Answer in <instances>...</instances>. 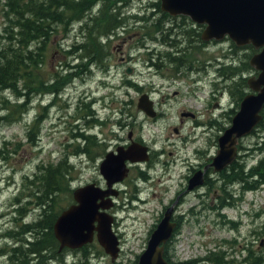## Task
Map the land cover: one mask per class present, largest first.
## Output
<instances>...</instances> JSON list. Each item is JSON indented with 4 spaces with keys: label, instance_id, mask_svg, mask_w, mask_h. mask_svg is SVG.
Returning a JSON list of instances; mask_svg holds the SVG:
<instances>
[{
    "label": "rangeland",
    "instance_id": "1",
    "mask_svg": "<svg viewBox=\"0 0 264 264\" xmlns=\"http://www.w3.org/2000/svg\"><path fill=\"white\" fill-rule=\"evenodd\" d=\"M154 1L130 0V4L123 8V14L147 15L151 10L148 3ZM7 16L4 10H0V33H3V28L7 26ZM78 26L79 24L75 22L69 25L67 33L63 34L58 30L51 34L46 51V64L50 71L54 68L61 69L60 63L64 61L68 65L76 63L77 57L73 58L72 54L67 55L66 50L71 44L82 41L81 36L78 35V33L82 35L77 31ZM121 26L115 35L108 37L106 57L110 65L109 69L101 73L102 71L95 68L97 65H90L88 70L92 71L91 73L80 74L81 78L76 75L57 96L34 94L29 110L23 115L24 120L20 119L6 126H0V246H11L16 243L15 239L6 238L4 231L16 228L17 220L12 221L13 215L10 214L12 207L9 203L14 195L24 197L27 193L26 189L21 188L23 175L31 177L35 165L53 163L63 154H68V162L73 165L71 188L75 189L91 182L103 188L104 179L98 171V164L104 152L114 150L115 146L126 138L127 133L131 132L133 136H141L155 152L162 149V153L153 154L148 166L143 163L135 167L128 166L132 163H127L128 170L123 180L112 185L118 190L117 195L111 197L114 203L105 210L108 214L114 215L111 229L118 239V253L111 261L109 255L105 254L93 239L92 243H95L101 252L97 249L88 253L85 263L131 264L135 255L145 247L149 232L160 218L161 211L171 203L169 200L173 198L175 192L186 187L182 178L186 164H194L197 161L196 152H201L199 155L202 160L215 154L216 136H219L224 128L221 130L216 128L219 122L215 123L218 124L216 127L208 126L207 122L213 121L215 117H221L220 122L226 128L229 123L224 111L229 107L237 109L230 94L232 91L220 82V76L217 74L218 66L226 62L231 54L241 59L243 54L249 53L250 50L239 49L237 52H232L229 40L223 38L210 42L208 47L199 45L198 51L193 52L191 63H185L188 68H193L192 70L181 67L185 73H179L173 71L172 66L166 65L154 69L148 66L147 53L153 52L149 59L154 63L155 52L167 48L149 40L143 41V46L139 45L137 39H140L142 29L138 28L140 23L133 22L130 18H126L124 26ZM192 45L188 44L187 47ZM253 52L254 50L250 53ZM119 57L125 60L122 62ZM105 60L101 63L105 64ZM204 63L206 66L203 69ZM236 65L240 64L237 62ZM196 67H199V70ZM135 85L139 87L138 90L133 88ZM141 93L148 94L155 103L156 112L160 113L156 120L136 109L135 103ZM210 93L213 94L210 96ZM0 94L8 99L13 98V95L7 92ZM86 101H89L88 105L91 103L89 109L98 118L97 120L104 121L102 124L92 125L90 131L86 128V132H96L98 143L104 149L100 156L93 158L83 154H72L77 141L73 140L71 135L79 132L80 127H84L85 123L80 118L82 113L78 109L81 108V103ZM50 102L53 104L49 105ZM42 107H46L44 111ZM185 110L196 111L197 122L201 125H195L188 118L182 119L179 123V112ZM41 113L45 118L41 123L37 144L32 146L26 142L24 135L26 120ZM117 120L122 123L117 125ZM173 127H178L179 136L173 133ZM182 138L186 141L184 142ZM255 140L260 145L264 138L262 135L256 138L251 133L242 137L240 143L243 147L240 150L252 146ZM16 141L19 142L20 147L13 152L12 144ZM81 146L79 142V147ZM140 173L145 178L141 177ZM213 186H209V191H206V186V189L201 187L195 192L184 194L183 201L177 209L182 216L177 233L165 249L169 259L181 261L203 256L206 250L217 248L220 240L235 241L236 252L233 257L237 261L241 262L245 257L243 247H250L255 252L262 251L264 258V187L245 191L242 197L238 198L239 193L235 189L237 186H233L232 205H224L219 209L212 207L202 209L199 195L196 196V193L200 194L203 191L201 197L206 200L208 206L218 205L213 198L218 194L217 188ZM25 207L33 206L26 204ZM35 211L32 208L25 219L20 218L19 222L21 219L22 222L30 221L37 213ZM228 220L233 222L232 226L227 223ZM229 245L222 244L220 247L228 251ZM0 264H8L6 255H0ZM46 264L83 263L77 252L75 255L70 253L61 261L51 263L47 261Z\"/></svg>",
    "mask_w": 264,
    "mask_h": 264
},
{
    "label": "trees",
    "instance_id": "2",
    "mask_svg": "<svg viewBox=\"0 0 264 264\" xmlns=\"http://www.w3.org/2000/svg\"><path fill=\"white\" fill-rule=\"evenodd\" d=\"M129 1L0 0V10H4L8 15L7 26L3 28V33H0V93L7 92L13 95L12 99H8L0 94V124H9L23 119V115L29 110L34 94L45 96L51 93L57 96L76 75L81 77L80 74H88L90 72L89 65L103 62L108 52V37L115 35L121 25L124 26L126 18L140 23L138 28L142 31L140 39H137L139 45L150 39L149 41L160 42L159 44L168 47V50L155 52L156 62L154 63L149 59L152 52L148 53V60L154 69L166 65L172 66L175 72L185 73L179 66L181 63L193 60V52H197L200 47L198 43H203L200 39L203 26L191 22L186 16H170L161 11L159 0L148 3L151 10L147 15L137 13L124 15L123 8L130 4ZM75 22L79 24L77 31L81 32L82 35L79 33L78 35L81 36L82 41L79 40V43L71 45L72 49L66 51V54H72L73 58L76 56V63L68 65L64 61L60 63L61 69L54 68L50 71L46 64V51L51 34L58 30L65 34L68 32L69 25ZM188 44L193 45L187 47ZM229 45L232 52H237V49H240L230 40ZM180 47L184 48L179 51ZM247 47L250 52L254 50L251 45ZM170 48L176 52L179 51L178 55H174L175 52L172 53ZM250 52L243 54L240 61L234 55L227 58L226 62L220 63L217 69L219 79L225 78L227 86L225 84L224 86L232 91L230 94L234 98L235 108H238L247 88V78L241 77V71L245 75V72L253 70V66L249 63L252 55ZM237 62L240 65H236ZM184 67L188 68L189 66L185 65ZM133 88L139 89L136 85ZM52 104V102L49 103V105ZM44 108L46 107H42L43 111ZM88 108V102H83L81 108L78 109L82 113L80 118L85 122L86 128L99 123L94 114L90 115L92 112ZM10 110L12 111L10 112ZM236 110L230 107L225 111L228 123ZM42 116L45 117L43 113L37 114V116L35 114L31 120H26L30 123L29 127L27 126L25 129L24 135L26 142H30L32 146L36 145L39 139ZM260 119L251 132L256 138L261 135L264 138V107L260 110ZM89 123L92 124L88 125ZM215 123H217L216 120H213L207 122V125L216 127L218 124ZM216 128L221 130L224 125L219 122V126ZM71 138L77 141L72 152L73 155L83 154L88 158H93L103 153L104 149L98 143L95 134L75 132ZM79 142L82 144L81 147H79ZM261 143L264 144V140ZM261 143L258 145L255 140L249 148L244 147V150L241 151L245 155L242 157L238 155L231 163L216 173L218 179L214 183L205 180L206 191H209L208 188L211 185L217 188L218 194L214 199L218 200L217 203H221H218L219 208L233 204L234 198L232 199L230 194L234 190L233 186H237L235 189L239 194L258 189L261 186L264 187V145ZM12 146L13 152L20 147L17 141ZM68 158V154H63L53 163H39L35 165L31 177L27 175L21 177V188L26 189L27 193L24 197L23 195H14L9 203L13 208V211L10 212L13 215V221L18 218V223L16 222L15 229H6L8 232L6 230L4 232L6 238L15 239L16 243L11 246H0V255L7 256L8 264H46L47 261L50 263L61 261L70 253L75 255L77 252L79 259L85 264L88 253L97 251L98 246L92 242L77 249L68 247L59 249L58 242L52 233V224L56 216L73 202V188L70 187L73 165L68 162ZM141 177L144 178L142 174ZM26 204H32V208L36 209L37 213L31 217L30 221L22 222L21 219L19 222V218H24L32 209L25 207ZM227 223L232 226L233 222L228 220ZM176 232L177 230L172 233L170 239L163 246V257L170 264H264L262 251L255 252L250 247L243 248L245 257L241 262L235 260L233 257L236 252L234 240H220L217 248L206 250L203 256L171 261L165 249ZM222 244H230L229 250L221 248ZM98 251L101 252L99 249ZM136 257L137 255L131 264L136 263Z\"/></svg>",
    "mask_w": 264,
    "mask_h": 264
},
{
    "label": "water",
    "instance_id": "3",
    "mask_svg": "<svg viewBox=\"0 0 264 264\" xmlns=\"http://www.w3.org/2000/svg\"><path fill=\"white\" fill-rule=\"evenodd\" d=\"M159 9L170 16H186L191 22L202 25L200 38L204 41L228 38L237 46L250 44L258 49L249 59L258 74L247 81L248 87L256 93L242 97L228 126L216 138L215 154L203 170H196L188 178L186 189H190L202 183L207 167L217 172L231 163L236 155V140L249 134L260 119L264 103V0H159ZM152 104L146 93L137 97L136 108L148 117L154 116ZM147 159L146 146L134 141L125 147L116 146L103 155L98 171L104 179V187L91 182L73 189V202L53 221L52 233L59 249H77L95 239L110 260H114L119 250L118 239L111 229L112 217L105 211L112 204L110 196L117 194L112 185L125 177L127 163ZM170 212L171 206L149 232L135 264H170L163 257V245L175 226V222L169 220Z\"/></svg>",
    "mask_w": 264,
    "mask_h": 264
},
{
    "label": "flooded vegetation",
    "instance_id": "4",
    "mask_svg": "<svg viewBox=\"0 0 264 264\" xmlns=\"http://www.w3.org/2000/svg\"><path fill=\"white\" fill-rule=\"evenodd\" d=\"M198 25V24H197ZM191 33H193L192 32V30H191ZM192 39H194L193 37H191ZM201 39V38H200ZM202 40V39H201ZM200 40V41H201ZM203 41V43H198V44H200V45H202L203 47H208V45L210 44V42H213V41H211V40H208V41H204V40H202ZM248 45H250V44H244V45H241V46H238V47H240V49H248ZM164 46V45H163ZM186 46V45H185ZM165 48H167L166 50H168V47L167 46H164ZM243 47V48H242ZM184 47H180L179 48V51L180 50H182ZM253 49H254V52L253 53H255V52H257L258 51V49H255L254 47H253ZM170 50H171V52L172 53H174V55H178V52L179 51H174V49L172 48H170ZM239 50V48L237 49V51ZM66 51H68V49L66 50ZM252 53V54H253ZM153 54V52L152 53H150V55H152ZM252 56V55H251ZM232 57V55L231 56H228L227 58H231ZM108 59V58H107ZM119 59L123 62L124 60L122 59V57H119ZM149 61V60H148ZM239 61H240V59H239ZM238 61V62H239ZM105 62H106V60H105ZM223 63H225V62H223ZM93 65H97V66H95V68H97V70H99V71H102V69H109V64H108V62L107 63H105V64H102V63H100V64H93ZM100 66H102V67H100ZM148 66H151V64H150V61L148 62ZM185 66V63H181L180 64V66L179 67H184ZM206 66V63H204L203 64V66H202V68L204 69V67ZM152 67V66H151ZM199 67H196V69H198ZM91 69V68H90ZM101 69V70H100ZM126 69H128V67H126L125 68V70ZM201 69V68H200ZM199 70V69H198ZM197 71V70H196ZM105 71H102L101 73H104ZM257 74H258V71H257V69L256 68H254V66H253V70L251 71H249V72H245V75L244 74H242V71H241V77H246L247 78V80L246 81H248L250 78H255L256 76H257ZM225 78H221L220 79V82L223 84V86H224V84L227 86V84L225 83ZM244 91V90H243ZM247 93H256V92H253V90H251L249 87H248V85H247V88L245 89V92H244V94H243V96L245 95V94H247ZM211 94H213V93H210V96H211ZM148 95V94H147ZM242 96V97H243ZM148 97H149V95H148ZM150 98V97H149ZM151 99V98H150ZM242 99V98H241ZM152 100V99H151ZM152 110H153V112H154V116L153 117H150V118H152V120H156L157 118H158V116H159V114L160 113H157L156 112V109H155V103L152 101ZM217 105H219V104H217ZM220 106V105H219ZM135 107H136V103H135ZM264 107V106H263ZM137 109V108H136ZM142 112V111H141ZM225 112V111H224ZM143 113V112H142ZM90 115H92V113L90 114ZM197 117H198V115H197V112L196 111H193V110H185V111H180L179 112V118H178V121H179V123H181L182 122V119H184V118H188V119H190L191 120V122H194V124L195 125H197V126H199V125H201L200 123H198L197 122ZM218 117H215L213 120H216ZM221 123V122H220ZM223 125V124H222ZM208 128H210V127H208ZM225 128V127H224ZM253 130V129H252ZM252 130H251V132H252ZM172 131H173V133L176 135V136H179V131H178V127H173L172 128ZM250 132V133H251ZM248 135V134H247ZM246 136V135H245ZM141 136H133V135H131V132H129V133H127V136H126V138L125 139H123V140H121V144H118V145H116V146H123V147H125V146H127L130 142H132V141H134V142H138V143H141V144H143V145H145L146 146V149H147V155H148V159L146 160V161H144V162H135V163H132V164H130V165H128V166H131V165H134L135 167H138L140 164H143V163H145V166H148V161L150 160V158H151V156L153 155V154H156V155H158V154H161L162 153V149H159V150H157L156 152L153 150V149H151L148 145H147V142L144 140V139H142V138H140ZM242 137H244V136H242ZM241 137V138H242ZM241 138H239V139H237L236 140V143H235V150H236V155H235V157H234V159L239 155V156H244L245 155V153H243L240 149L243 147L242 146V144L240 143V141H241ZM167 140V139H166ZM182 140L185 142L186 141V139H184V138H182ZM174 145V144H173ZM115 146V147H116ZM175 146V145H174ZM237 148H238V150H237ZM115 149V148H114ZM110 151V150H109ZM241 151V152H240ZM239 152V153H238ZM199 153L200 152H196L195 154H196V160L197 161H195V163L194 164H191V163H187L186 164V170H185V173L183 174V176H182V178L184 179V181H185V186L187 185V183H188V178L196 171V170H198V169H200V170H203V168H204V165L205 164H207L209 161H210V159H211V156H207V157H205V158H203V160L201 159V155H199ZM245 162V161H244ZM212 170H211V167H207L205 170H204V172H203V175H202V177L205 179H207V180H210V178H211V176H210V173L212 174L213 173V175H214V173H215V175H216V173L217 172H219V171H217V172H211ZM123 180V179H122ZM121 180V181H122ZM184 186V187H185ZM204 187V186H203ZM205 188V187H204ZM198 189V188H197ZM197 189H195V190H193L194 192L197 190ZM117 190V189H116ZM117 193H118V190H117ZM185 193H187L186 191H184V188H182V189H180L179 191H177V192H175V194L173 195V198H171L170 200H169V202L171 201V203H173V202H175L174 203V215H172V219H173V221L175 222V226H174V228H173V231L176 229V230H178L177 228H178V226H179V224H180V218L182 217L181 216V213H179L178 212V207L180 206V204L182 203V201H183V198H184V194ZM117 195V194H116ZM202 196L203 195V193H196V196ZM111 197H115V196H110V199H111ZM241 198L242 197V194H239L238 195V198ZM112 202V204H111V206L113 205V201H111ZM110 206V207H111ZM163 211H161V213H162ZM159 220V219H158ZM175 230V231H176ZM173 231H172V233H173ZM169 240V239H168ZM167 242V241H166ZM165 242V243H166ZM164 243V244H165ZM164 246V245H163ZM243 259V258H242ZM242 259H241V261H242Z\"/></svg>",
    "mask_w": 264,
    "mask_h": 264
},
{
    "label": "bare ground",
    "instance_id": "5",
    "mask_svg": "<svg viewBox=\"0 0 264 264\" xmlns=\"http://www.w3.org/2000/svg\"><path fill=\"white\" fill-rule=\"evenodd\" d=\"M147 5V4H146ZM146 20V19H145ZM70 28V27H69ZM135 29V28H134ZM151 37V36H150ZM153 37V36H152ZM148 40H150V39H148ZM155 42V41H154ZM81 43V42H80ZM157 43V42H156ZM155 43V44H156ZM160 43V42H159ZM142 44V46L144 45V43H141ZM72 45V44H71ZM157 46V45H156ZM166 46V45H165ZM69 47V46H68ZM151 47V46H150ZM153 47V46H152ZM160 47H162V46H160ZM72 48L70 47L69 49H68V51L69 50H71ZM145 50V49H144ZM148 54V53H147ZM68 55V54H67ZM105 56V55H104ZM69 58V57H68ZM106 59V62L105 63H107L108 62V60H107V57L105 58ZM219 59V58H218ZM223 60V59H222ZM89 67H90V65L88 66V69H89ZM100 67H102V66H100ZM97 69V68H96ZM101 70V69H100ZM102 71H105V69H102ZM152 71V70H151ZM165 71V70H164ZM92 71H90L89 73H91ZM136 74V73H135ZM81 78V77H80ZM253 92H255V91H253ZM51 94V93H50ZM67 96V95H66ZM89 97V96H88ZM22 100V99H21ZM233 100V99H232ZM89 102V101H88ZM85 103H87V101L85 102ZM17 104V103H16ZM28 104V103H27ZM82 104H83V102H82ZM112 105V104H111ZM89 106H91V103H89ZM94 106V105H93ZM263 106H264V103H263V105H262V108H263ZM111 107V106H110ZM2 108V107H1ZM90 108V107H89ZM88 108V109H89ZM230 108V107H229ZM28 109V108H27ZM12 110H10V112H11ZM92 111V110H91ZM92 114H94V113H92ZM21 116V115H20ZM19 116V117H20ZM37 116V115H36ZM43 118H41V123H43L42 121H44V116H42ZM96 117V116H95ZM6 119V118H5ZM32 119V118H31ZM30 119V120H31ZM127 119V118H126ZM129 119V118H128ZM221 117H218L217 119H216V122H220L221 121ZM24 120V119H23ZM122 120V119H121ZM261 120V119H260ZM17 121H19V120H17ZM83 121V120H82ZM30 122H26V127L28 126L29 127V124ZM83 123H85L84 121H83ZM102 123H104V121H102V120H100L99 119V123L98 124H102ZM117 125H120V123H122L121 121L120 122H118V120H117ZM98 124H96V125H98ZM126 124V123H125ZM6 126V125H8L7 123H2V124H0V126ZM122 125V124H121ZM134 125V124H133ZM132 125V126H133ZM131 127V126H130ZM256 127V126H255ZM254 127V128H255ZM92 127H88L87 129L89 130V129H91ZM96 128V127H95ZM34 129V128H33ZM40 129H41V124H40V127H39V133H40ZM67 129V128H66ZM86 126H85V124H84V127H80V130H79V132H83V133H86ZM131 129V128H130ZM213 129V128H212ZM218 129V128H217ZM90 131V130H89ZM111 132V131H110ZM88 133H90V134H95L96 135V132H87V134ZM220 133V132H219ZM210 134H211V132H210ZM216 134V133H215ZM42 135V134H41ZM115 135V134H114ZM216 136V135H215ZM218 136V135H217ZM216 136V137H217ZM99 138V137H98ZM141 138V137H140ZM30 143V142H29ZM217 145V144H216ZM246 146V145H245ZM13 147V146H12ZM23 148V147H22ZM157 148V147H156ZM249 148V147H248ZM9 150V149H8ZM109 151V150H108ZM5 152H6V150H5ZM107 152V151H106ZM105 152V153H106ZM7 153V152H6ZM201 153V152H200ZM239 153V152H238ZM251 153H252V151H251ZM7 157V156H6ZM159 161V160H158ZM155 162V161H154ZM156 163V162H155ZM159 163V162H158ZM212 172V171H211ZM218 173V172H217ZM210 176H211V178H210V181L212 182H214L215 181V179H218V178H216V175H215V173H214V175H213V173L211 174L210 173ZM145 178V177H144ZM139 180V179H138ZM205 180H206V178L204 179L203 177H202V183L201 184H199V185H196V186H194V187H192V188H190V189H186V187H187V185H186V187L184 188V191H186V192H190V191H192L193 192V190H195V189H197V188H201V187H206L207 186V184L205 183ZM206 189V188H205ZM216 189V188H215ZM207 190V189H206ZM20 193V192H19ZM134 193V192H133ZM203 193H204V191H203ZM208 193V192H207ZM212 193V192H211ZM231 194V193H230ZM134 196V195H133ZM208 196V195H207ZM213 196V195H212ZM199 197V204H201V208L203 209H209V208H214V209H219V205H216V206H212V205H210L209 204V206H208V204L206 203V200L205 199H203L201 196H198ZM232 197V196H231ZM213 198H214V196H213ZM131 199V198H130ZM210 199V198H209ZM233 199V198H232ZM135 200V199H134ZM236 200V199H235ZM142 201V200H141ZM218 201V200H217ZM174 203L175 202H173V203H170L169 205H166L165 207H164V210H163V212L160 214V218L163 216V214H164V212H165V210L169 207V206H171V212H170V216H169V220L170 221H173V219H172V215H174L173 213H174ZM212 203V202H211ZM219 203V202H218ZM217 203V204H218ZM219 204H221V203H219ZM235 204V203H234ZM11 206V205H10ZM182 206V205H181ZM226 206V205H225ZM221 207H223V206H221ZM225 208V207H224ZM13 209V208H12ZM34 210H36V209H34ZM107 210V209H106ZM13 211V210H12ZM191 211H193V210H191ZM35 212H37V211H35ZM107 214H108V212H106ZM12 214V213H11ZM166 214L167 213H165V217H166ZM109 215H111V214H109ZM111 217H112V221L114 220V215H111ZM12 218V221H13V216L11 217ZM16 218V217H15ZM159 218V219H160ZM25 219V218H24ZM17 220H18V218H17ZM19 220H20V218H19ZM14 222V221H13ZM25 222V221H24ZM112 224V223H111ZM152 228V227H151ZM11 229V228H10ZM9 229V230H10ZM178 229V228H177ZM176 230V229H175ZM174 230V231H175ZM7 232H8V230H6ZM173 231V232H174ZM5 232V231H4ZM6 232V233H7ZM177 233V232H176ZM179 233V232H178ZM172 235V234H171ZM170 239V238H169ZM173 239V238H172ZM175 240V239H174ZM168 241V240H167ZM170 242V241H169ZM175 242H176V240H175ZM176 244V243H175ZM254 244V243H253ZM167 246V245H166ZM241 247V246H240ZM63 248V247H62ZM167 248V247H166ZM244 248V247H243ZM61 249V248H60ZM71 249H73V248H71ZM75 249V248H74ZM2 250V249H1ZM73 251V250H72ZM239 251V250H238ZM243 251H244V249H243ZM68 252V251H67ZM117 261V260H116Z\"/></svg>",
    "mask_w": 264,
    "mask_h": 264
}]
</instances>
